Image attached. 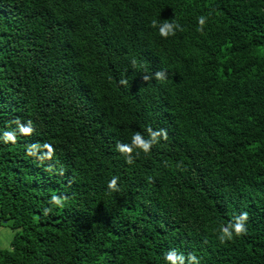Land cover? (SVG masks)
<instances>
[{
    "label": "trees",
    "instance_id": "16d2710c",
    "mask_svg": "<svg viewBox=\"0 0 264 264\" xmlns=\"http://www.w3.org/2000/svg\"><path fill=\"white\" fill-rule=\"evenodd\" d=\"M0 225V264H264V0H0Z\"/></svg>",
    "mask_w": 264,
    "mask_h": 264
},
{
    "label": "clouds",
    "instance_id": "9594fccd",
    "mask_svg": "<svg viewBox=\"0 0 264 264\" xmlns=\"http://www.w3.org/2000/svg\"><path fill=\"white\" fill-rule=\"evenodd\" d=\"M198 22L200 25L199 30L203 31V27L206 23V18L204 16H201L198 18ZM152 27L156 28L157 27V21L153 20L152 21ZM180 29L181 31L183 30L179 24L172 23L165 21L163 24L159 25V34L160 36L164 38H168L169 36H175L176 35V30ZM133 63H135L133 61ZM156 78L158 80L164 79L165 78V73L163 71L157 72L156 73ZM147 79V77L145 78ZM121 84H127L126 80H121ZM19 131L25 135L30 134L33 129L31 127V121L28 122V126H25L23 124H19ZM148 133H149V139H145L143 135L139 132H137L135 135L132 136L131 138V144L127 143H119L117 144V150L126 156V162L131 164L133 163V152L135 149L142 150L145 154L149 153L153 147L154 144L158 143L161 138L164 140L168 139V133L164 129H160L157 131H154L151 128H148ZM4 140L5 142L11 141L15 142L16 140V135L14 132H5L4 133ZM44 147L48 149V158H51V155L53 153V148L51 145L46 144ZM29 154H34L31 149L29 150ZM136 155H139V152L136 153ZM118 177H113L109 182H108V189L115 192L119 191V186H118ZM51 202L63 207V202L59 196H53L51 197ZM51 211V209H46L45 213ZM249 220V213L247 211L242 212L240 215L236 216L234 218V222H230L226 227H222L221 232L222 234L219 236L220 242L223 244L226 241H230L234 239V236H242L247 234V227L246 223ZM166 259L167 261L170 262V264H185V257L183 254L178 255L175 250L169 251L166 253ZM189 264H199L198 258L193 255L189 254L188 256Z\"/></svg>",
    "mask_w": 264,
    "mask_h": 264
},
{
    "label": "rangeland",
    "instance_id": "374dc122",
    "mask_svg": "<svg viewBox=\"0 0 264 264\" xmlns=\"http://www.w3.org/2000/svg\"><path fill=\"white\" fill-rule=\"evenodd\" d=\"M14 230L7 225H0V243L3 247H9L14 236Z\"/></svg>",
    "mask_w": 264,
    "mask_h": 264
}]
</instances>
